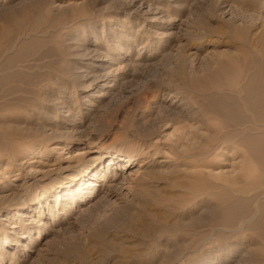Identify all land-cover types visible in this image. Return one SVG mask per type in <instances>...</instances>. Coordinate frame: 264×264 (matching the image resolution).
<instances>
[{
    "label": "rangeland",
    "instance_id": "1",
    "mask_svg": "<svg viewBox=\"0 0 264 264\" xmlns=\"http://www.w3.org/2000/svg\"><path fill=\"white\" fill-rule=\"evenodd\" d=\"M262 28L264 0H0V264H262L246 150L180 155L207 136L193 81Z\"/></svg>",
    "mask_w": 264,
    "mask_h": 264
},
{
    "label": "bare ground",
    "instance_id": "2",
    "mask_svg": "<svg viewBox=\"0 0 264 264\" xmlns=\"http://www.w3.org/2000/svg\"><path fill=\"white\" fill-rule=\"evenodd\" d=\"M249 37L251 39H249ZM249 37L243 39L240 46L237 48L241 55L240 65L219 64L217 70H215L211 74L209 73V75L207 74L208 76L206 75V79L204 81L202 80H201L202 82L196 81L195 83L193 81V84L191 83L193 91L198 95H200L203 100V105L201 106V116L203 119L201 124L207 127V136L205 138H202L203 142L201 146L200 145L199 147L194 146L192 148L187 146L188 149L185 150V152L180 155L182 157H185V159L191 158V159L201 160L211 155H217L221 150L237 151L240 148L245 149L247 156L245 157L246 160L241 169L244 175L242 176V178L245 177V179L247 180H249V178L252 179L248 181V185H250V190L244 193H250L251 197L253 196V200H254V198L256 199L264 198V29L263 30L260 29L257 32L255 31L253 35L251 36L249 35ZM23 41L24 40H22L21 43ZM38 42L33 41L30 43V45H33V43L37 44ZM11 51L12 50L9 49L7 55H9ZM22 55L23 53H20L18 54V56L14 55L8 57L6 63L10 64L14 60L21 58ZM92 110L93 109L91 108V110L89 111ZM110 157H111V162H110L111 164H115V162L122 161V158L114 153L111 154ZM133 164L134 163L131 160L123 161V166L120 168V173L124 177V179L127 178L126 177L127 172L133 167ZM193 167H195V169H193V171L189 170L188 172L189 176L193 177L198 181H203L204 176L202 171L196 169L197 167L200 166L194 165ZM89 168L91 167L87 168V172L85 173V175H83V178L78 180L79 186L82 187L81 194L85 196L87 194L97 193L99 191V185L97 183L99 179H101L98 174L99 168H93L92 170H89ZM255 169H258L261 172V174L257 178H253V172ZM115 174L117 173L115 172ZM106 178L104 177L103 181H105ZM69 186L70 185L66 187L65 191L68 190ZM242 191H245V189ZM216 194L218 195V193H215L214 195ZM235 203L234 205H236ZM231 205L228 207L226 206L227 208L226 207L222 208L223 211L226 210V212L224 211V214L227 213L228 215H232V214L234 215V210L236 211V209H234L235 207ZM238 207L241 210H243L240 206ZM247 207H244V210L245 208L247 210ZM260 208L262 211L261 212L262 218L259 217L257 218V220H255L256 218H249L248 216H247L248 218H246L245 216V218L223 217L222 219H220L223 220L222 222L224 226L222 225V223L219 224H221L224 227V234H225V235L222 234L220 241L223 242L221 243V246H226L228 244L229 246L231 245L235 246V248H237V246L239 247L240 246L239 244L241 242L237 240H239L238 238H240L242 234L241 232H239V230L241 229L242 226H244V224L250 225V223L255 220L251 224L256 226V229L258 228L259 230H261L260 232L257 229V233L260 232V236H261L260 243H262L260 244L262 245V249L260 250L259 260L264 263V206L262 205V207ZM237 210L239 211V209ZM242 213H239V215ZM238 233H241L240 237ZM230 240H232V242ZM176 247L180 248L179 244ZM221 248L222 247H220V249ZM17 251L21 252V250L18 249ZM247 260H248V264H253L254 261L257 262L255 258L253 260V258L249 257ZM256 262H254V264H256Z\"/></svg>",
    "mask_w": 264,
    "mask_h": 264
}]
</instances>
